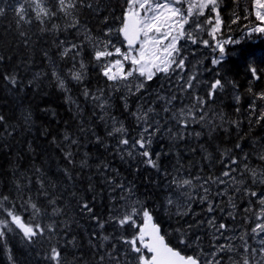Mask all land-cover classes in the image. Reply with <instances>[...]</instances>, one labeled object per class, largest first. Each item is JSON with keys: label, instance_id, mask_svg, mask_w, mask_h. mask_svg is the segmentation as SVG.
<instances>
[{"label": "trees", "instance_id": "obj_1", "mask_svg": "<svg viewBox=\"0 0 264 264\" xmlns=\"http://www.w3.org/2000/svg\"><path fill=\"white\" fill-rule=\"evenodd\" d=\"M19 3H25V0H0V7L5 9L0 15V116L4 117L0 122V196H8L25 221L31 216L30 209L23 211L24 207H28L24 202L30 197L47 213L41 215L38 222L42 225L55 222V232L46 233L33 244H27L22 239V233L17 234L19 229L8 233L6 246L0 245V264H10L9 249L15 264H52L47 259L51 246L61 250L62 264H102L100 254L111 251L113 246L117 250L123 249L120 233L113 224H105L101 230L90 218L92 214L81 211V204L87 202L93 207L95 215L108 219L109 202L105 189L115 169L125 174L124 185L133 187L134 198L152 210L168 243L183 254L189 253L175 239V230L192 225L188 230V239L191 241L195 235H200L202 242L206 240L203 220L209 213V201L221 220H224L223 212L227 206L234 212L236 221H230L232 225H240L242 213L246 218L249 216L250 212L245 209L254 204L255 198L247 195L244 188L264 193V184H254L248 176L243 184L232 183L228 177H224L226 185L211 182L217 187L208 199L198 205L203 194L191 195V200L185 203L187 214L183 216L164 212L163 202L173 180L192 179L194 186H200L208 177L218 178L228 170L230 158L238 161L237 165H232L236 168L232 175L237 181L242 179L240 164H247L258 171L264 169V161L259 159L264 154V122L249 126L247 112L242 109L244 105L248 108L250 102L249 87L254 92L264 90V34L252 31L258 21L251 9L241 10L231 7L228 0H219L218 12L222 21L220 39L230 38L231 41L224 46L225 56L220 66L210 65L208 56L198 57V68L194 71L191 68L192 59L190 62L186 59L183 75L198 76L194 89L181 90L182 81L176 73L148 82L147 90L151 87V91L164 90L171 97L176 96L177 99L167 106L177 111L181 108L187 110L195 103V91L200 97H205L206 88L218 78L217 73L219 78L229 81L216 99L205 106L211 131L208 123L190 122L187 128H177L178 125L170 127L173 122L163 119V127L154 136L150 149L154 158L156 153L161 154L157 169L141 160L118 155L120 134L109 135L112 129L102 117L97 102L91 98L99 91L111 92V82L103 76L100 65L94 59L92 44L85 36L110 39L105 33L109 28L115 30L121 26L119 18L127 7L125 0H84L76 12L79 20L77 28L68 27L71 18H65L60 13L42 26L35 20L29 3H25L28 10L26 19L32 22L18 24L14 9ZM88 4L91 7H87ZM48 6L55 10V0H48ZM236 17L240 19L236 20ZM233 20L236 23H232ZM53 23L59 26L56 30H52ZM42 27L49 30L42 31ZM242 33H247L244 40L241 39ZM73 43L81 46L75 61L72 59L74 51L67 56L61 54ZM81 60L85 64L84 79L77 82L71 78L70 71L79 70ZM253 67L260 77L259 82H262L261 88L251 76L250 69ZM54 69L64 79L66 90L59 87L52 76ZM9 75L16 76L18 82L15 86L5 79ZM86 89L90 93L88 97L84 95ZM237 93L241 96L239 105L233 99ZM115 94L120 95L119 91ZM111 95L113 99L109 104L112 108L109 112L115 117V126L123 123L127 135L135 138L138 120L133 115L132 102L127 107L125 101L114 99L113 89ZM162 103L165 107L166 101ZM153 107L158 115L151 114L159 120L161 113L157 110L158 105L153 104ZM237 107L240 112L236 111ZM25 114H30L28 123L23 119ZM233 121H239V127ZM66 136L69 139L66 140ZM238 144L239 148L236 147ZM170 196L176 199L175 192ZM52 200H55L54 205L49 203ZM244 201L246 206H243ZM54 207L62 209L61 214L53 216ZM192 207L199 208L201 214L194 215ZM180 211H184L183 208ZM124 234L131 233L126 229ZM49 236L51 240L47 238ZM103 236L110 239L105 241ZM218 255L224 258L221 264H232L226 255ZM103 264H109L107 257Z\"/></svg>", "mask_w": 264, "mask_h": 264}, {"label": "snow or ice", "instance_id": "obj_2", "mask_svg": "<svg viewBox=\"0 0 264 264\" xmlns=\"http://www.w3.org/2000/svg\"><path fill=\"white\" fill-rule=\"evenodd\" d=\"M25 3H29L32 11L35 13V20L44 26L46 22L51 21L53 17L58 13L63 14L65 18H71V22L68 27L77 28L79 20L76 16L78 8L84 4V0H55V10L48 6V0H25ZM25 3H19V6L14 9L16 16L18 17L17 23H31V19H26L28 10L25 8ZM126 9L123 12L121 20V26L118 29L109 28L105 33V36L110 37L113 32L123 36V42H126V46L121 42L122 46H116L111 39L98 40L86 34L85 38L92 44L94 59L101 67L103 76L107 81H110L109 87L113 90H126L129 94L135 95L146 89L148 82L158 74L163 73L165 76H171L172 73H176L182 83L180 88L183 91H189L197 86L198 76L195 74L183 75L186 68L183 55V45L181 41L188 42L196 45L203 43L205 46L209 45L208 40L200 41L196 35L198 32H205V25L209 26L210 30L206 32L207 35L215 38V34L220 28L222 23L218 9L220 7L219 0H125ZM257 9H264V0H255ZM186 5V7H185ZM87 7H91L88 4ZM205 9L209 12L206 15ZM5 9L0 7V15H3ZM211 13H216L213 18ZM256 19L264 22V11L257 10L255 12ZM246 18V17H245ZM240 17H236V20ZM233 20L232 23H236ZM59 26L52 24V30H56ZM42 31L49 30L46 27L41 28ZM87 33V30H85ZM253 32H259L264 34V27L256 26L252 28ZM23 35V33H22ZM224 43H228L225 41ZM239 43V41H235ZM123 47V50H122ZM219 49L220 58H214L211 63L215 66L222 64L223 56L225 54V48L223 44H217ZM112 49V50H110ZM81 46L72 44L70 48H65L61 53L62 56H67L69 52H75L72 59L75 61L76 56L80 54ZM117 57L114 60H107V57ZM2 59V58H0ZM127 65V68H126ZM85 64L81 60L79 63V70L70 71L71 78L77 82L84 79ZM251 76L255 79L260 77L257 74L256 68H251ZM52 76L57 80L58 86L65 89V81L55 71L52 72ZM215 78L209 85L205 97L199 95L194 96L195 103L187 110L184 108L179 109L178 113L174 117L178 125H182L187 128L190 122L208 123L209 130H212L210 119L207 116L205 106L210 101H214L217 94L225 89L229 81L219 78L217 73ZM6 80L13 86L17 84V78L15 75H9L5 77ZM233 88L235 85L233 84ZM248 94L250 96V102L246 109L249 126L253 123L260 124L264 122V90L254 92L252 87H249ZM85 97H88L90 93L86 89L84 92ZM103 92L99 95H92V99L97 102L96 106L103 111H107L109 105L108 98L101 99ZM159 99H166V105L163 111H170L168 104H171L172 100L177 99L176 96L171 98L159 97ZM236 104L241 102V96L237 93L233 96ZM125 105L127 100L125 99ZM237 112H240V108L237 107ZM149 113H155L154 108H148L147 110L139 109L136 113H133L137 117V120L145 125L141 132L135 138H129L127 136V129L123 123H119V126H115V117H111L114 121V126L109 132V135L120 134L119 144L126 146L121 151L127 153L128 156L134 157L139 155L144 158L143 163L148 164L153 168L159 169L157 160L160 153L155 154L150 151L153 143V138L161 131L160 121L149 116ZM158 115V114H156ZM222 118V117H221ZM23 119L26 123L30 122V114H25ZM4 120L3 116H0V122ZM239 127V121H233ZM171 129L168 132L171 133ZM199 136L200 133H195ZM69 139V137H65ZM99 139V138H98ZM75 143V141H72ZM237 148L240 145H236ZM71 157V153H68ZM247 157H245L246 159ZM259 159L264 161V154L259 156ZM238 161L235 158H230V162L227 167L228 170L222 172V177H228L232 183L243 184L244 181H237L236 177L232 175L236 171L232 165H237ZM244 172L249 174L254 184H264V169L258 171L256 168H250L247 164L244 165ZM196 179H200L196 177ZM212 183H227V181L221 178L208 177L200 185L203 188L206 196L202 198L201 202L208 199L207 194L210 192V188H205L204 185ZM177 188L191 187L193 185L192 179H182L174 181ZM121 191L124 193L119 197L123 203L117 205L114 203L110 209L107 220L101 219L100 216L94 214L93 207L89 203L83 202L81 204V211L92 214L91 219L96 221V225L99 229L103 230L105 224H113L116 230L120 233L119 240L125 246L121 250H117L113 246L111 251L104 254H100L99 259L103 264V261L107 257L109 264H221L223 256L219 253H233L237 252V248L232 243L218 244L214 246L212 253H205L203 249L195 252L192 255L182 254V251L176 247L170 246L166 242V234H162V227L159 223L155 222V217L151 209H149L142 201L135 199V192L131 185H118ZM19 188V185H17ZM239 191V188L236 189ZM244 192L252 198H255L254 202L258 205V210H253L252 207L245 209L246 212L252 213L254 217V226L251 228V232H245L239 237L243 241L241 247L243 252L240 253V260H235L231 256L232 264H252L249 259V254L254 258L257 254L264 257V193H257L250 188H244ZM191 200V194L185 193ZM28 207H24L23 211L31 210V216L27 221L24 220L21 212L16 210V205L9 201L8 196H0V245L6 246L8 233L15 232L19 229L18 235L22 233V239L27 244H33L37 242L40 237H44L46 233L55 232V222L47 225H42L38 222V218L41 215H45L46 210L38 206L37 203L32 202L29 197L28 201L24 202ZM49 203L55 204V200ZM168 205H176L177 202L171 197L167 199ZM234 206V205H233ZM62 209L54 207L52 215L61 214ZM215 211L212 202L208 203V212ZM187 214V208L184 211H180L177 206V215L183 216ZM210 227L215 228L216 232H219L221 236L224 235V230H227V225L221 223L216 225L215 218L212 217L208 220ZM192 225H188L187 229L177 228L175 230V239L180 245L185 247H191L193 241L188 239V230ZM126 229H132L130 235H125ZM95 235V233H94ZM251 235L253 239L261 237L259 243L261 247L259 249L252 247L246 236ZM51 240V236L47 237ZM219 239V237H216ZM103 240L110 239L109 236H103ZM115 239V237H113ZM230 240L231 238L225 237ZM199 247V245H197ZM131 256V259H129ZM47 259L52 264H62L61 250L56 246H51ZM8 260L10 264H15L14 257L11 254V250H8ZM259 264V261L256 262Z\"/></svg>", "mask_w": 264, "mask_h": 264}, {"label": "rangeland", "instance_id": "obj_3", "mask_svg": "<svg viewBox=\"0 0 264 264\" xmlns=\"http://www.w3.org/2000/svg\"><path fill=\"white\" fill-rule=\"evenodd\" d=\"M186 7V5H185ZM255 11V10H254ZM209 10L208 9H205V13L206 15L208 14ZM256 12V11H255ZM216 13H211V17L213 18V22H214V17H215ZM263 23L262 21H260V25L258 26H262ZM205 28H206V31L205 32H198L196 33L198 39L200 41H203V40H208L209 41V45L208 46H205L203 43H198L196 45L192 44L190 41L188 42H185V41H181L180 43L183 45V55L184 54H188L187 51L190 50L192 53L195 52V50H198V52H201V51H207L208 52V55L206 53H202L201 55V58H206V56H208L209 58V63L210 65H213L211 63V61L214 59V58H220V54H219V49L216 47V45L219 43V44H224V45H227L228 43H224L225 41H231L230 38H225V40H221L220 39V28H221V25H220V28L219 30L217 31V33L215 34V38H213L212 36H209L206 34V32L208 30H210L209 26L205 25ZM243 35L245 34H242L241 35V38L243 37ZM118 37H120V40L118 39ZM112 42L114 44H116V46H122L121 42H122V38H121V35L118 34L117 32L116 33H113L110 37H109ZM194 47H196V49H194ZM112 50V49H110ZM122 50H123V47H122ZM225 56V54H224ZM223 56V58H224ZM188 55L185 57L187 58ZM117 57L115 56H112V57H107L106 59L107 60H114L116 59ZM186 62V60H185ZM126 68H127V65H126ZM159 75H161V73H158ZM157 74V75H158ZM111 89V92H112V88ZM101 91L97 92L96 94H100ZM111 92H103V98H108L109 101H111ZM119 93H120V96H121V101H125V98L128 96L129 97V93L126 91V90H119ZM141 94L136 97L139 93H136L135 95H132L130 94V98L133 99L134 97H136V99L134 101H136V103H133L132 104V109L135 110L134 112L136 113L139 109H144V110H147L148 108H154L153 107V104H157L158 107H157V110L160 111L161 114H159V120L160 123H161V128L163 127V119L165 120H168V121H174L175 123H171L170 124V127L172 126H175V125H178L176 123V120L174 119V117L176 116V114L178 113L179 110L177 111H174L172 108H169L170 111H163V108H164V105L162 103V101H160L159 99V94L158 92H151L150 95L148 94H145L147 93V87L145 90H143L142 92H140ZM161 93V92H159ZM95 95V93L93 94ZM161 96H162V93H161ZM139 103V104H137ZM110 105V104H109ZM111 105L107 108V111H103L101 108H100V111H101V115L102 117H104V119H106V121L108 122V125L109 127L112 129L113 126H114V123H113V120L111 119V117H113V115L109 112V110H111ZM149 116L150 117H153V115L151 113H149ZM167 116V117H165ZM135 118H137L135 116ZM157 120V119H156ZM116 125V123H115ZM136 126V132H137V135L136 137L138 136V134L141 132L142 128L145 126L143 125L141 122L137 121V123L135 124ZM179 126H182V125H178L177 128H179ZM183 127V126H182ZM128 136V135H127ZM129 138H131V136H128ZM122 148H126V146H118V155L123 158L126 159L129 158V159H138V160H143L144 158L140 157L139 155H135L134 157H131V156H128L126 151L125 152H122L121 149ZM124 155V156H123ZM126 169V168H125ZM120 169H115L114 170V174L113 175H110V177L108 178L109 180V183L106 184L107 187H106V191H107V195H108V211L110 212V209L112 207V205L114 203H116L117 205L119 204H122L123 201L122 200H119V197L121 195H123L124 193L121 191L120 187L118 185L120 184H125V174L122 173L121 171H119ZM222 176V175H221ZM182 180V179H180ZM174 181H179L178 179L176 180H173V182L170 183V187H171V190H169L166 194V197L164 199V202H163V211L164 212H167V211H170L171 214L173 216H176L177 215V206H179V209L181 210V208H183V210H185V208H187V203L189 200H188V196L185 195V193H190L192 196L195 194H200L202 193L203 195L200 197V200L198 202V205H202L204 202H201L202 198L206 196V193L204 192L203 188H201L200 186H194V182H193V185L191 187H184V188H177L176 184L174 183ZM194 181V180H193ZM202 184V183H201ZM200 184V185H201ZM223 185H226L223 184ZM128 186V185H126ZM205 188H210V192L207 194V196H209L210 194H212V191L214 189V187H217V185L215 186H212L211 185V181L209 184H206L204 185ZM176 188V189H175ZM175 190V191H173ZM173 192H175L176 194V199H174L173 197L170 196V194H172ZM221 195V193H220ZM136 197V196H135ZM171 197L174 201L177 202L176 205H168L167 204V199ZM196 198H198L196 196ZM136 199V198H135ZM215 208V207H214ZM192 210L194 211V215H198V214H201L200 212V209L199 208H193L192 207ZM255 211V210H254ZM228 215V219L232 220L233 216L230 215V212L227 213ZM250 217H249V220H248V224H250V227L247 228L246 230H242L241 228L237 229L235 227H232V226H228L227 227V230H224V235L221 236L219 232H216L215 228H212L209 226L208 224V220L212 217H214L211 213H207L206 214V217L205 219L203 220V228L206 230V235H207V238H205L206 240H203L202 242V239H201V236L199 235H195L194 238L191 240L193 241L194 243H192V246L191 247H186L187 249V252L192 255L194 254V250L195 252H198L200 249H203V251L205 253H212L213 252V249L214 247L212 248L211 245H218V244H226V243H232L236 246L237 248V252H233V253H219L218 250H217V254H222V255H226L228 258L229 256H231L233 259L235 260H240V253L243 252V249L241 247L243 241H241L239 239V237L241 235H243L245 232H248L250 233L251 232V228L254 226V217L252 216V213H250ZM109 216V215H108ZM215 218V217H214ZM215 223L216 225H219L221 224L222 222H219L216 218H215ZM201 225V224H199ZM111 226V225H110ZM198 226V225H197ZM205 226V227H204ZM112 227V226H111ZM113 230L115 231V229L113 228ZM195 230V228H194ZM173 230H170V232H172ZM128 233H131V230L128 229ZM195 233H197L195 231ZM128 235V234H127ZM216 237H219V239H217ZM225 237H228V238H231L230 240L228 239H225ZM252 236L249 235V236H246L245 239H247L248 243L254 247V248H257L259 249L261 247L260 243H259V240L261 239V237H256L255 239L251 238ZM251 241L253 242V244H251ZM207 243V246L206 244ZM197 245H199V247H197ZM123 248H124V245H123ZM190 248V249H189ZM129 259H131V256H129ZM249 259L252 261V264H256L257 261H259V264H264V257H261L259 254H257L254 258L251 256V254H249ZM223 260V259H222Z\"/></svg>", "mask_w": 264, "mask_h": 264}, {"label": "flooded vegetation", "instance_id": "obj_4", "mask_svg": "<svg viewBox=\"0 0 264 264\" xmlns=\"http://www.w3.org/2000/svg\"><path fill=\"white\" fill-rule=\"evenodd\" d=\"M223 1H227V0H223ZM229 1V4H230V6L231 7H234V8H239V9H241V10H246V9H251L252 11H253V15H254V17H255V19H256V16H255V11H257V10H260V11H264V9H257V6H256V4H255V0H228ZM255 10V11H254ZM258 22V24L260 23V21L259 20H257ZM258 24H256V26L258 25ZM262 24V27H264V22L263 23H261ZM243 34H245V35H243V40L245 39V36H246V34L247 33H243ZM241 38V39H242ZM196 47H197V45H196ZM196 47H194V49H196ZM203 51H201V53H202ZM190 53H191V58H192V65H191V68L194 70V71H196L197 70V68H198V62H197V60H198V50H195V52H191L190 51ZM210 64V63H209ZM259 76V75H258ZM263 76V75H262ZM254 81H255V83H256V85L258 86V84H259V88H261L262 87V82L260 81L259 82V79H254ZM262 81H264V78H262ZM207 90H208V86H207V88H206ZM259 92V91H258ZM195 94H198V93H196V91H195ZM243 111L246 113V109H247V107H246V105H244L243 106ZM244 163L243 164H240V166H239V168H240V173H239V175H240V177L242 176V179L241 180H243V181H245V177L246 176H248V180H250V181H252L251 180V178H250V176H249V174H247V173H245L244 172ZM254 210H258V205L257 204H255V202H254ZM243 206H246V201H244L243 202ZM227 213H228V210H225L224 211V220H223V222H224V224L225 225H227L228 226V215H227ZM240 219H241V221H240V225H239V227L241 228V229H245V227H246V224H245V214L244 213H242L241 214V216H240Z\"/></svg>", "mask_w": 264, "mask_h": 264}, {"label": "bare ground", "instance_id": "obj_5", "mask_svg": "<svg viewBox=\"0 0 264 264\" xmlns=\"http://www.w3.org/2000/svg\"><path fill=\"white\" fill-rule=\"evenodd\" d=\"M252 238V237H251ZM251 244H253V242L251 241Z\"/></svg>", "mask_w": 264, "mask_h": 264}, {"label": "water", "instance_id": "obj_6", "mask_svg": "<svg viewBox=\"0 0 264 264\" xmlns=\"http://www.w3.org/2000/svg\"><path fill=\"white\" fill-rule=\"evenodd\" d=\"M122 38H123V36H122ZM126 43V42H125ZM171 246V245H170Z\"/></svg>", "mask_w": 264, "mask_h": 264}]
</instances>
